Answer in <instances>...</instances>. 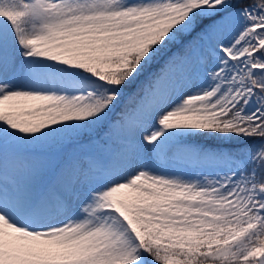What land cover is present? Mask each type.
Instances as JSON below:
<instances>
[{
    "label": "snow or ice",
    "instance_id": "1",
    "mask_svg": "<svg viewBox=\"0 0 264 264\" xmlns=\"http://www.w3.org/2000/svg\"><path fill=\"white\" fill-rule=\"evenodd\" d=\"M0 264H264V0H0Z\"/></svg>",
    "mask_w": 264,
    "mask_h": 264
}]
</instances>
